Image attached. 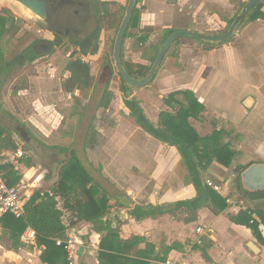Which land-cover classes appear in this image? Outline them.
<instances>
[{
    "label": "crops",
    "instance_id": "obj_1",
    "mask_svg": "<svg viewBox=\"0 0 264 264\" xmlns=\"http://www.w3.org/2000/svg\"><path fill=\"white\" fill-rule=\"evenodd\" d=\"M112 1L118 2L124 8L126 7V0ZM137 6L141 8L136 28L132 30L133 33H137L139 29L144 27H152L154 30L152 33L155 34L171 28L203 32L204 30L198 28L199 20L210 19L215 21L219 16V19L225 20L224 15L218 16L215 11L227 9L229 0H141ZM2 8L9 10L11 7L0 5V10ZM18 10L19 12L11 8L12 14L7 15L5 31L10 28L9 25L21 26L20 20L27 19L19 8ZM183 10L187 11L188 18L180 20L177 15L178 13L181 14ZM262 11L264 13V6ZM104 14L105 9L101 7V10L97 11V19L101 25L104 22ZM244 27L245 30L241 33L239 40L240 44L234 48L229 57L223 60V80L227 76L230 77L231 73L234 72V77L238 80L239 86L236 94L233 90L228 92L229 101L220 99V102L214 103L209 100V95L211 92L213 93L217 84L209 81L210 75L208 73L212 69L206 63L195 65L194 75L188 74V78L183 74H173L166 66H159L154 81L160 90L169 79L178 77L182 80L168 84L167 92L159 96H164L173 90L191 89L203 104L204 102L221 104L219 110L228 114L230 126L236 130L237 134L264 131V123L261 119H257V116L254 118L253 123L250 122V119H252L250 116L254 111L259 110L260 114L263 113L264 16L249 22L241 28ZM29 28L25 24L13 37L8 36V41L0 39V99L5 89L8 90L10 85L13 84L12 81L14 80L11 81V78L16 72L24 71L25 68L31 67V65L37 73L40 69H46L44 64H37V62L43 57L49 56L50 53L46 51L37 53L35 51L33 45L39 37L37 35L32 36ZM103 30L104 28L83 41L82 46L78 49V54L82 56V60L88 61L91 56L97 57L100 55L104 43L102 39ZM2 34L0 33V36ZM150 35L145 43L138 45L135 37L127 38L124 41L125 59L130 58L132 61L147 64L149 53L142 52V48L152 40ZM131 44H133V47L130 50ZM221 45L211 50L217 49ZM180 50H182V47ZM178 62H180V59H178ZM198 70L200 72L204 71L206 73L205 77H201ZM28 80V83L35 82L39 90L47 91L48 83L44 82V77L41 75H29ZM18 87H14L13 94L17 93ZM249 97L252 98V101L250 106L246 108L244 102ZM236 115H238V118H236ZM0 116L2 117V115ZM127 116L130 117L128 110ZM31 118L36 127L38 125L44 127V122L40 117L33 116ZM3 120L8 123L6 116L3 117ZM149 120L156 122L155 120ZM189 120L200 135H206V133H203L202 128L207 123L204 121L206 120L205 115L201 120L192 118ZM1 122L3 121L0 118V124ZM118 125L119 123L117 127ZM256 126L257 128H255ZM115 131L117 134L114 138L118 140L111 151L109 167L116 170L117 173L112 171L108 176L113 184L118 183V175L125 177L127 186L123 193L117 192L111 195L109 209L101 221L105 222V225L116 229L121 239L125 240L131 236L141 237L133 250H147L150 254V257L147 258L149 264H163L169 259L178 260L183 264H207L202 257L203 249L208 253L211 260L217 264H264V222H257V231L253 233L244 217L236 218V221L230 218V215L237 214L239 210L252 208L258 203L264 204V192L253 193L254 191H249V193H242L243 197H240V192L235 188L237 193H231V186L237 177L236 173L241 168L255 162L264 163V146L263 149L254 146H252V149L246 148L244 143L246 136L243 134L244 139L241 142L238 141L236 147H234L238 153L228 167L214 162L205 171L200 170L202 185L209 180L220 186L221 191L219 194L221 196L228 197L227 208L215 215L210 209L204 207L206 202L204 188L201 186V188L196 189L193 186L175 146L161 143L143 130L147 135H144L145 141L141 140L142 142L131 139L130 129L115 128ZM18 134L24 142L29 141V137H25L27 131L21 130L20 132L18 130V133L15 132L12 136L17 144V149L14 151L2 150V157L11 155L18 149H22L25 154V147L18 145ZM48 134L42 132L45 138H48ZM251 137H253V134H251ZM149 142H152V145H149ZM24 154L16 159L14 164L6 165L14 166L22 174L21 179L14 185L18 186L21 191L24 190L25 193L29 194V197L36 189L51 193L58 179L59 168L56 169V165H54L51 169V172L52 170L53 172L45 175L43 170L40 171L36 166H25L22 162ZM255 157L258 159H255ZM150 182V191L146 193L143 191L144 187ZM179 201H190L192 207L196 208V212H191L186 207L175 208V204ZM136 205L152 207L155 210H166V212L155 217L147 216L136 220L130 214L131 209ZM252 218L255 220L259 216L253 213ZM198 228H201V230L198 231ZM30 230L32 229H26L20 235L19 244L14 245L8 231L0 224V264H49L41 261L40 254L43 246L37 244L36 238L33 242H28L27 235ZM105 233V230H96L92 223L87 221H79L67 228L65 237L60 239L66 241L67 260L71 261L72 264H98V246ZM5 234L9 239L7 237V240L4 239ZM68 234H72L73 238L68 239ZM3 256H6V258Z\"/></svg>",
    "mask_w": 264,
    "mask_h": 264
},
{
    "label": "rangeland",
    "instance_id": "obj_2",
    "mask_svg": "<svg viewBox=\"0 0 264 264\" xmlns=\"http://www.w3.org/2000/svg\"><path fill=\"white\" fill-rule=\"evenodd\" d=\"M245 1L246 0H229V7L227 9L215 11L218 16L224 15L225 20L219 19L220 16L216 18L215 21L200 19L198 28L204 30L203 32L208 34L223 33L228 29V19L235 18L240 10V4ZM0 5L11 7L19 12L18 4L13 1L0 0ZM101 7L105 9V14L103 24L101 25L100 22L98 23L99 30L104 28L102 36L104 41L102 45L103 50L100 55L97 57L91 56L88 61L82 60V56L78 54L79 50L77 46L71 42V40L76 41V36L66 40L60 38L53 40L52 51L48 52L50 55L43 57L37 62V64H44L46 66L45 70L40 69L39 73H37L33 65H31V67L25 68L24 71L16 72L13 78H11V81L14 80L12 81L13 84L10 85L8 90L7 88L5 89L0 99V115H2L0 118L3 121L0 126L10 130L12 136L15 132L18 133V130L20 132L21 130L27 131V136L25 137H29L28 142H24L20 135H17L18 145L25 147L24 151L26 152L22 159L25 166H36L47 175L53 172V170L51 172V169L54 165H56L57 169L60 167L62 161L74 155L83 164L93 180L106 192L109 194L111 193V196L117 192L123 193L127 186L125 177L118 175V183L113 184L110 182L108 176L110 172L116 171L109 167L111 151L118 140L114 138L117 134L115 128L130 129V137L133 141H145L144 135H147L139 127L136 128L133 119L127 116V109L123 103L124 98L134 97L143 109L145 115H147L149 119L156 121L160 111L171 110V108L163 103L162 96L159 95L167 92L168 84L180 82L182 80L178 77L176 79H169L160 90L154 81V77L147 86L132 88V90L126 92L121 91V82L112 59L113 41L117 30L111 27L110 17H112L113 22L119 15L123 17L125 8L118 2H110L109 0H105L97 5L98 10H101ZM11 8H9V10H7V8L2 9H6L9 12L8 14H12ZM177 18L180 20L188 18L187 11L183 10L181 14L178 13ZM19 23L21 26L9 25L10 28L0 36V39L2 41L5 39L8 41V36L11 35V37H13L25 24L30 27L29 29L32 36L37 35L39 39H52V35L44 29L46 27L39 25L38 22L32 19L23 18ZM237 29L230 41L225 42L221 47L214 50L205 48V43L207 42L197 41L192 38H180L169 48L159 66H166L173 74H183V76L188 78V74L194 75L195 65L206 63L210 65V69H212L209 73V69L207 70V73L210 75L209 81H213L217 84L213 93H210L209 100L214 103L217 101L220 102V99L229 101L228 92L233 90L236 94L239 89L238 80L235 79L234 72L231 73L230 77L227 76L223 80L222 66L224 65L223 60L229 57V54L232 53L234 48L238 47V44H240L239 40L241 38V33L245 30V27L239 30ZM163 35L164 32L152 33V35H150L152 40L142 48V52H148L151 55L152 51L150 52V50H153V48H151L152 46L160 48ZM132 47L133 44H131L130 50ZM181 47L182 50H180ZM125 50L123 43L122 52L124 59ZM181 51L182 53H180ZM178 59H180V62H178ZM126 60L132 59L128 58ZM199 73L201 77H205L206 75L204 71L200 72L198 70V74ZM29 75H41L44 77V82L48 83L47 91L43 92L39 90L35 82L28 83ZM68 77H72L75 79V82L81 83V87L70 93L63 92L61 85ZM229 84L230 86H228ZM77 85L80 86L79 84ZM15 86L19 87L17 93L13 94L12 90ZM106 89L110 90L113 96L109 107L103 110L98 107V104ZM185 90L193 92L191 89ZM204 104L201 114L206 116V120L204 121L207 123L205 126H202L203 133L208 135L214 129H220L223 133L221 140L223 142L229 139L233 140L235 143L234 147H236L238 141L241 142L244 139L243 136L245 135L246 138L244 143L246 148L252 149V146H254L258 149H263V130H261L262 132H248L249 134L243 133L244 135L240 133L237 134L236 130L230 126L228 114L219 110L221 104H209L205 102ZM262 110L263 113L261 114L259 110L251 114V123L254 122L256 116L257 119H261L264 123V103L262 104ZM4 116L7 117L8 123L4 122ZM33 116L40 117L44 122V127L39 125L36 127L31 118ZM236 118H238V115H236ZM118 123L119 125L117 127ZM189 123L191 124L190 120ZM91 124L96 130V142L93 147H87L85 145V138ZM255 128H257V126ZM42 132L49 133L48 138H45ZM251 134H253V137H251ZM140 135L142 136L140 137ZM153 141L155 140L153 139ZM151 143L149 142V145H152ZM255 159L258 158L255 157ZM239 173L240 171L236 173L237 177ZM237 177L231 186V193H237L235 189L238 182ZM150 188L151 182L146 184L143 191L148 193ZM21 194L24 198L29 197V194L25 193L24 190L21 191ZM143 202H145V200H143ZM64 220H66V217H64ZM118 221L120 220L118 219ZM6 237L8 238L5 234V240H7ZM3 257L6 258V256Z\"/></svg>",
    "mask_w": 264,
    "mask_h": 264
},
{
    "label": "trees",
    "instance_id": "obj_3",
    "mask_svg": "<svg viewBox=\"0 0 264 264\" xmlns=\"http://www.w3.org/2000/svg\"><path fill=\"white\" fill-rule=\"evenodd\" d=\"M140 1H136L132 17L124 34L122 48L127 38L135 37L137 45L140 43L143 44L154 31L152 27H144L139 29L137 33L132 32L137 25L141 8L137 5ZM243 4L244 2L240 4V8ZM263 6L264 1L259 0L242 19L237 28H241L249 22L263 18ZM8 13L6 9L0 10L1 34L5 32ZM110 18L111 27L117 30L122 16L120 15L114 22L112 21V17ZM232 21L233 19H228L227 27L230 26ZM175 30V28H171L164 31L160 44ZM223 43L207 42L205 43V48L211 50ZM151 48L153 50H150L152 54L150 55L149 53L147 64L124 59L121 49L122 64L131 77L142 78L148 73L159 50L158 47L152 46ZM118 76L121 82V91L126 92L132 90V87L127 86L119 74ZM61 87L65 93H70L80 88L71 79L64 81ZM112 96L113 93L106 89L99 101L98 107L106 110L111 103ZM162 101L171 110L160 111L155 123L148 119L134 97L124 98L123 103L128 110L129 116L145 133L161 143L177 148L193 186L196 189L201 188V186L204 188L206 201L204 207H207L212 213L217 215L227 208L228 197L221 196L207 184L202 185L200 170L205 171L214 162L228 167L238 153L234 148L233 140L229 139L223 142L221 140L223 133L220 129H214L210 134L202 136L189 123V118L197 120L203 119L201 113L204 106L192 91L181 89L173 90L162 96ZM95 137L96 130L91 124L85 138V145L87 147H93L96 142ZM16 149L17 144L12 138V132L0 126V158L2 157V150L14 151ZM245 168H241L240 172ZM2 170L9 186L14 185L22 177L19 170L15 169L14 166H4ZM236 189L240 192V197H243L244 193H249V191L242 188L239 182H237ZM258 192L263 193L264 190L254 191L253 193ZM110 198V194L93 180L79 159L72 155L60 163L58 179L51 193L43 192L41 189L34 190L30 197L26 199L22 214L19 217H15L10 212L4 213L0 215V224L8 231L14 245L19 244L20 235L26 229H32L36 234L37 244L43 246L40 259L42 262L49 264H70V261L67 260L68 254L65 249V244L61 243L57 245L56 240L64 238L67 228L75 225L79 221L90 222L96 230L106 231L98 246V264H149L147 258L150 257V254L147 250H133V247L139 243L141 237L131 236L125 240L121 239L116 229L105 225V222L101 221L109 209ZM181 207H186L187 210L196 212V208L192 207L190 201H179L175 204V208ZM164 212L166 210H155L152 207L136 205L131 209L130 214L136 220H140L142 217H155ZM66 213L68 214L66 215ZM253 213L257 214L261 221L264 222V204L262 203L255 204L252 208L239 210L237 214L230 215V218L236 221V218L240 219L244 217L248 227L253 233H256L258 224L252 218ZM64 217H66V221ZM251 220L252 222H250ZM202 257L207 264H217L211 260L204 249L202 251Z\"/></svg>",
    "mask_w": 264,
    "mask_h": 264
},
{
    "label": "water",
    "instance_id": "obj_4",
    "mask_svg": "<svg viewBox=\"0 0 264 264\" xmlns=\"http://www.w3.org/2000/svg\"><path fill=\"white\" fill-rule=\"evenodd\" d=\"M18 4V8L29 19L38 22L41 26H46L45 23L49 19V4L48 0H10ZM137 0H127L124 15L121 18L120 24L117 28L116 35L112 47V59L114 67L125 84L132 88L147 86L155 77L159 65L176 39L181 37H190L194 40L208 42V43H222L231 39L235 30L241 23L246 14L255 6L259 0H246L243 6L238 11L237 15L231 22L226 31L220 34H208L199 31L188 29H180L171 32L161 44L155 59L148 71L142 78H133L125 70L121 60V49L125 31L128 27L132 17ZM252 98L245 100L244 106L248 108ZM237 177L239 184L247 191H258L264 189V163H252L247 166Z\"/></svg>",
    "mask_w": 264,
    "mask_h": 264
},
{
    "label": "flooded vegetation",
    "instance_id": "obj_5",
    "mask_svg": "<svg viewBox=\"0 0 264 264\" xmlns=\"http://www.w3.org/2000/svg\"><path fill=\"white\" fill-rule=\"evenodd\" d=\"M109 1L112 2V0ZM102 2V0H48L49 19L44 29L52 35V39H38L33 45L35 51L50 52L53 40L59 38L66 40L73 36H76V41L71 40V42L79 49L86 38L94 36L100 29L97 5ZM38 22L42 23L39 20ZM68 79L75 81L72 77ZM76 83L81 87V83Z\"/></svg>",
    "mask_w": 264,
    "mask_h": 264
},
{
    "label": "built area",
    "instance_id": "obj_6",
    "mask_svg": "<svg viewBox=\"0 0 264 264\" xmlns=\"http://www.w3.org/2000/svg\"><path fill=\"white\" fill-rule=\"evenodd\" d=\"M23 154H24L23 150L18 149L13 154L0 158V215L10 212L15 217H19L22 214L23 205L28 197L24 198L22 196L21 190L18 186L15 185L9 186L7 184V180L3 174L2 168L6 165L14 164L15 160L22 157ZM206 184L211 188H213L216 192L220 193L221 189L219 185H216L209 180L206 182ZM255 221L258 223L262 222L260 218H256ZM250 222H252V220ZM197 230L200 231L201 228H198ZM67 236L68 239L73 238L72 234H68ZM27 237H28V242H33L36 238V234L33 230H30L28 232ZM68 242H70V240H68ZM61 243L65 244L66 246V241L60 239L56 240L57 245H60ZM70 264H72L71 261ZM163 264H183V263L178 260L169 259Z\"/></svg>",
    "mask_w": 264,
    "mask_h": 264
}]
</instances>
